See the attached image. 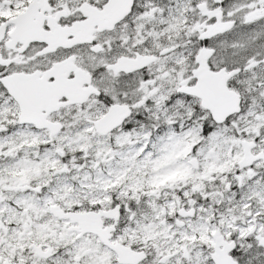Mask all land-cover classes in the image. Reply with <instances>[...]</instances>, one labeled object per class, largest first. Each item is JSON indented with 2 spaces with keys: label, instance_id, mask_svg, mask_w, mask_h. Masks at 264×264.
<instances>
[{
  "label": "snow or ice",
  "instance_id": "1",
  "mask_svg": "<svg viewBox=\"0 0 264 264\" xmlns=\"http://www.w3.org/2000/svg\"><path fill=\"white\" fill-rule=\"evenodd\" d=\"M0 264H264V0H0Z\"/></svg>",
  "mask_w": 264,
  "mask_h": 264
}]
</instances>
